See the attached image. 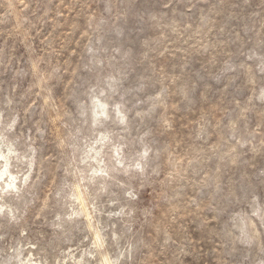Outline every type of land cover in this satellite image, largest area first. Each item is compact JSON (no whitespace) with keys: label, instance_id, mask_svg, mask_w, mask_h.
I'll list each match as a JSON object with an SVG mask.
<instances>
[{"label":"rangeland","instance_id":"rangeland-1","mask_svg":"<svg viewBox=\"0 0 264 264\" xmlns=\"http://www.w3.org/2000/svg\"><path fill=\"white\" fill-rule=\"evenodd\" d=\"M0 264H264V0H0Z\"/></svg>","mask_w":264,"mask_h":264},{"label":"bare ground","instance_id":"bare-ground-1","mask_svg":"<svg viewBox=\"0 0 264 264\" xmlns=\"http://www.w3.org/2000/svg\"><path fill=\"white\" fill-rule=\"evenodd\" d=\"M4 178V179H3ZM3 179L8 186H15L12 174L7 170V163L4 162L3 169L0 170V181ZM107 264V263H105Z\"/></svg>","mask_w":264,"mask_h":264}]
</instances>
